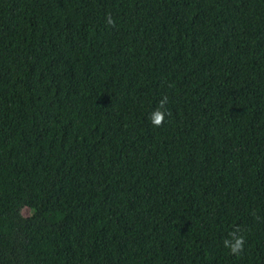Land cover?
Segmentation results:
<instances>
[{"label":"trees","instance_id":"1","mask_svg":"<svg viewBox=\"0 0 264 264\" xmlns=\"http://www.w3.org/2000/svg\"><path fill=\"white\" fill-rule=\"evenodd\" d=\"M0 264H264V0H0Z\"/></svg>","mask_w":264,"mask_h":264},{"label":"clouds","instance_id":"2","mask_svg":"<svg viewBox=\"0 0 264 264\" xmlns=\"http://www.w3.org/2000/svg\"><path fill=\"white\" fill-rule=\"evenodd\" d=\"M108 23L112 24L113 21L109 19ZM167 100V97L162 98L159 102L158 108L150 114V123L153 127L158 128L163 125L165 115L167 114L166 111H164ZM230 235L234 238V243L225 240L224 245L229 249L230 254H239L243 248L244 238L242 236L236 237L235 233H231Z\"/></svg>","mask_w":264,"mask_h":264},{"label":"rangeland","instance_id":"3","mask_svg":"<svg viewBox=\"0 0 264 264\" xmlns=\"http://www.w3.org/2000/svg\"><path fill=\"white\" fill-rule=\"evenodd\" d=\"M140 42V41H139Z\"/></svg>","mask_w":264,"mask_h":264}]
</instances>
